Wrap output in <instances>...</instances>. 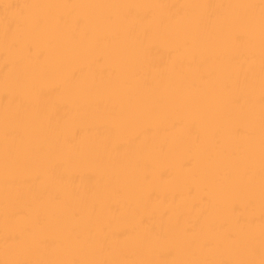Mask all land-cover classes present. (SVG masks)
<instances>
[{
	"label": "bare ground",
	"instance_id": "6f19581e",
	"mask_svg": "<svg viewBox=\"0 0 264 264\" xmlns=\"http://www.w3.org/2000/svg\"><path fill=\"white\" fill-rule=\"evenodd\" d=\"M0 264H264V0H0Z\"/></svg>",
	"mask_w": 264,
	"mask_h": 264
}]
</instances>
